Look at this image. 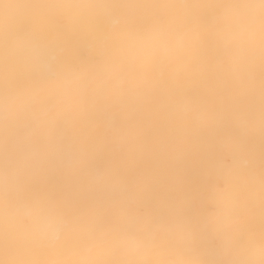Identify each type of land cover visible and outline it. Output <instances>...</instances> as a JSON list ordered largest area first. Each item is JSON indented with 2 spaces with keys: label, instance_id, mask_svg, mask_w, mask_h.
Wrapping results in <instances>:
<instances>
[{
  "label": "snow or ice",
  "instance_id": "obj_1",
  "mask_svg": "<svg viewBox=\"0 0 264 264\" xmlns=\"http://www.w3.org/2000/svg\"><path fill=\"white\" fill-rule=\"evenodd\" d=\"M0 264H264V0H0Z\"/></svg>",
  "mask_w": 264,
  "mask_h": 264
}]
</instances>
